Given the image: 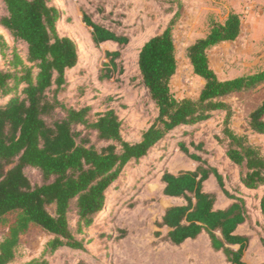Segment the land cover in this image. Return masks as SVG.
<instances>
[{"label":"trees","instance_id":"trees-1","mask_svg":"<svg viewBox=\"0 0 264 264\" xmlns=\"http://www.w3.org/2000/svg\"><path fill=\"white\" fill-rule=\"evenodd\" d=\"M2 1L0 27L13 40L23 41L27 53L22 57L14 49L7 67L0 68V225L8 226L0 241V264L16 259L20 237L33 225L52 238L41 258L28 264H46L44 257L63 247L85 250L84 241L77 234H83L102 215L112 184L125 170L148 157L179 128L187 127L185 133L191 137L200 124L220 111L226 114L221 141L227 157L239 168L241 184L248 189L264 188V155L247 135L231 128L233 111L224 100L233 93L264 85V69L223 80L209 59L212 47L239 37L238 13L230 12L223 22L212 20L208 32L187 48L194 73L205 80L196 99H179L172 91L171 82L178 69L174 19L164 31L144 43L138 66L158 113L141 138L131 142L123 136L122 120L115 109L93 117L91 106L68 107L60 102L67 72L77 66L80 56L76 42L58 33L57 5L51 0ZM82 20L91 27L90 38L96 46L112 41L122 48L130 42V36L94 21L87 12ZM5 44L0 33L1 51ZM106 56L109 62L101 78L113 77L121 51H107ZM57 108L63 110L64 116L48 122L46 115ZM249 117L250 129L264 135V99ZM93 134L104 143L102 146L92 141ZM178 139L180 150L199 164L195 170L162 174L163 194L185 200L168 207L157 221L159 227L168 229L162 239L181 245L206 232L211 248L224 254L226 264H248L244 254L252 236L237 232L241 224L252 223L248 194L240 191L241 186L234 193L229 191L219 168L197 151L192 152L182 138ZM191 143L196 150L203 149L204 142ZM28 167L40 172L41 183L31 181L25 172ZM211 175L232 199L225 208H216L217 194L204 190V182ZM73 209L77 215L75 231L69 220ZM260 209L264 217V193ZM261 225L264 229V223Z\"/></svg>","mask_w":264,"mask_h":264},{"label":"rangeland","instance_id":"rangeland-1","mask_svg":"<svg viewBox=\"0 0 264 264\" xmlns=\"http://www.w3.org/2000/svg\"><path fill=\"white\" fill-rule=\"evenodd\" d=\"M218 1L221 0H181L179 4L175 0H51L60 12L58 33L70 36L76 42L80 56L77 66L67 72V85L60 102L68 107L91 106L93 117H96V113L115 109L122 120L124 138L131 142L138 141L158 113L147 87L142 83L138 66L140 49L151 37L164 31L174 19L178 69L171 82L172 91L179 99L198 98L205 80L194 73L187 48L208 32L211 18L218 22L224 19L227 9H219ZM215 5L216 9H212ZM84 12L91 15L94 21L130 36V42L122 48L112 41L94 45L90 38L92 29L82 20ZM3 13L4 3L0 0V16ZM257 29L260 32L263 26ZM0 33L6 40L3 50H0V68H6L14 49L26 57L27 45L23 41L13 40L1 27ZM260 35L256 32L252 36L247 31L237 40L223 42L210 50V64L220 79L264 69V40H260ZM114 50H120L121 56L116 61L113 77L101 78L109 62L106 52ZM263 99L264 85L224 98L233 111L229 122L231 128L238 134L247 135L264 155V135L254 133L249 127L250 113ZM63 116V110L57 108L46 115V120L51 123ZM225 120V112H217L207 122L200 124L191 137L185 133L187 128H179L157 145L148 157L129 166L112 184L107 194L105 213L98 216L83 234H77L78 239H83L85 250L63 247L52 255H46L45 263L223 264V254L211 250L205 234L196 241L173 245L162 239L167 229L159 227L157 221L168 206L182 202V199L170 198L162 193L163 172L178 173L193 170L198 165L180 150L178 138H182L192 152L197 151L219 168L229 191L234 193L242 186L239 168L229 160L225 143L221 141ZM92 141L97 146L104 144L97 141L95 134L92 135ZM193 141L204 142L205 152H202L203 149L196 150L191 143ZM25 172L33 183H41L37 169L28 167ZM204 188L217 192V207H225L231 202L214 176L205 182ZM242 190L245 195L248 194L252 223L242 225L240 232L252 233L254 236L245 259L248 264H258L264 261V229L260 212L264 188L248 193L244 188ZM69 220L75 231L77 215L74 209L69 214ZM7 232L8 226L0 225V241ZM51 238L52 235L42 228L31 226L21 235L16 259L9 264H28L33 259H40Z\"/></svg>","mask_w":264,"mask_h":264},{"label":"crops","instance_id":"crops-1","mask_svg":"<svg viewBox=\"0 0 264 264\" xmlns=\"http://www.w3.org/2000/svg\"><path fill=\"white\" fill-rule=\"evenodd\" d=\"M179 3L181 2V0H177ZM212 1H216V0H212ZM218 3L220 4V6H218L219 7V9H227V12H226V14H225V16H224V19L222 20V21H220V22H223L226 18H227V16H228V14L230 13V12H234V13H238L239 15H240V17H241V33H240V35H239V37L238 38H240L242 35H243V33L244 32H247V31H249L250 33H251V35L252 36H254L255 35V33L257 32V34H258V36L260 35V33L262 32V34L260 35V40H264V0H251V1H247V0H221V1H218ZM216 6L217 5H215V6H213L212 7V9H216ZM213 20V18H211V21ZM263 26V29H262V31H260L259 32V29H257L259 26ZM4 30V29H3ZM237 38V39H238ZM236 39V40H237ZM262 42H264V41H262ZM218 46V45H217ZM214 47H216V46H214ZM214 47H212V48H214ZM211 48V49H212ZM210 49V50H211ZM210 50H209V52H210ZM185 128H187V127H185ZM187 144V143H186ZM188 146V145H187ZM203 156V155H202ZM204 157V156H203ZM205 158V157H204ZM195 161V160H194ZM195 162H197V161H195ZM199 164V163H198ZM198 166V165H197ZM197 168V167H196ZM195 168V169H196ZM195 169H193V170H195ZM170 172V171H169ZM171 173H173V172H171ZM179 173V172H178ZM176 174V173H175ZM211 176H213V175H211ZM210 176V177H211ZM162 177V176H161ZM209 177V178H210ZM208 178V179H209ZM207 179V180H208ZM206 180V181H207ZM205 181V182H206ZM163 182V181H162ZM205 182H204V186H205ZM218 183V182H217ZM164 186H165V183L163 182V188H164ZM163 188H162V193H163ZM241 188H244L245 190H247V193L248 192H250V191H256V190H258V189H248V188H246L245 186H241ZM204 190H205V188H204ZM222 190V189H221ZM205 191H208V190H205ZM208 192H215L216 194H217V192L216 191H208ZM242 192H245V191H243L242 190ZM246 193V194H247ZM165 195V194H164ZM165 196H167V195H165ZM167 197H170V198H176V199H182V202H180V203H176V204H172V205H170V206H173V205H178V204H183V203H185V200L183 199V198H181V197H174V196H167ZM218 194H217V202H216V204H215V207L216 208H225V207H227L231 202H232V199H231V202L230 203H228L225 207H217V203H218ZM249 205V204H248ZM170 206H168V207H170ZM167 207V208H168ZM166 208V209H167ZM165 209V210H166ZM165 210H164V212H165ZM260 212H261V209H260ZM163 215H164V213H163ZM162 215V216H163ZM261 216H262V223H264V217H263V215H262V212H261ZM161 219H162V217H161ZM160 219V220H161ZM245 223H249V222H245ZM245 223H243V224H241L239 227H238V229H237V232L238 233H240V234H249V235H251L252 236V238H251V240H250V243H249V246H248V248L246 249V251H245V254H244V260L246 261V259H245V256H246V254H247V252H248V250H249V248H250V245H252V242H253V240H254V236H253V234L252 233H241L240 232V228H241V226L242 225H244ZM166 228V227H165ZM167 229V228H166ZM168 230V229H167ZM203 234H205L206 235V240H207V237H208V240H209V236L207 235V233L206 232H202L196 239H187L185 242H187V241H196V240H198ZM184 242V243H185ZM207 242V241H206ZM183 243V244H184ZM209 247L211 248V246H210V241H209ZM206 248H207V246H206ZM211 250H213L212 248H211ZM214 251V250H213ZM214 252H216V253H222L221 251H214ZM223 254V253H222ZM223 257H224V263L223 264H226V260H225V256H224V254H223ZM247 262V261H246ZM262 262H264V261H262ZM261 263V262H260ZM259 264V263H258Z\"/></svg>","mask_w":264,"mask_h":264},{"label":"bare ground","instance_id":"bare-ground-1","mask_svg":"<svg viewBox=\"0 0 264 264\" xmlns=\"http://www.w3.org/2000/svg\"><path fill=\"white\" fill-rule=\"evenodd\" d=\"M104 213H105V210H103L102 214H104Z\"/></svg>","mask_w":264,"mask_h":264},{"label":"built area","instance_id":"built-area-1","mask_svg":"<svg viewBox=\"0 0 264 264\" xmlns=\"http://www.w3.org/2000/svg\"><path fill=\"white\" fill-rule=\"evenodd\" d=\"M247 1H251V0H247Z\"/></svg>","mask_w":264,"mask_h":264}]
</instances>
